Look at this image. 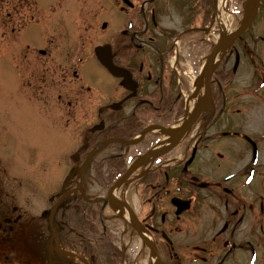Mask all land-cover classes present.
<instances>
[{
  "label": "flooded vegetation",
  "instance_id": "obj_1",
  "mask_svg": "<svg viewBox=\"0 0 264 264\" xmlns=\"http://www.w3.org/2000/svg\"><path fill=\"white\" fill-rule=\"evenodd\" d=\"M130 1L129 6L123 0L101 1L103 13L109 12L101 13L102 40L91 45L86 61L79 58L84 65L79 73L67 63L66 74L74 80L67 99L63 101L60 89L51 96L54 126L60 129L62 124L61 130L69 133L67 162L55 188L36 205L42 207L41 222L30 235L21 184H12L14 175L0 168V264H119L129 252L115 242L125 238L127 246L140 241L136 254H156L158 264L250 261L246 256L251 255L253 231H243L241 224L252 220L246 213L253 182L258 180L264 190V0L248 29L214 68L208 107L175 136L169 133L186 117L191 92L185 53L195 46L189 63L202 62L205 35L218 27L213 0ZM35 3L39 10L41 4ZM10 4L4 0L5 8ZM204 6L212 11L206 14ZM175 14L178 24L169 25L166 20ZM13 19L10 8L4 18L9 32L14 31ZM30 19L41 20L38 15ZM4 32L3 74L10 80L0 91L10 113L13 96L26 91L11 89L13 50L11 34ZM20 32L27 42L30 36L36 38L38 29ZM189 32L196 37L185 42ZM97 46L108 47L122 70L119 76L99 62ZM35 51L45 54L42 48ZM90 60L99 76L85 71ZM42 74L40 63L36 84ZM61 74L65 84L66 74ZM240 76L246 77L245 86ZM34 91L36 97L43 94ZM109 217L116 222L119 218L118 231L108 226ZM206 227L205 239L210 238L200 239ZM256 244L264 250V233Z\"/></svg>",
  "mask_w": 264,
  "mask_h": 264
},
{
  "label": "rangeland",
  "instance_id": "obj_2",
  "mask_svg": "<svg viewBox=\"0 0 264 264\" xmlns=\"http://www.w3.org/2000/svg\"><path fill=\"white\" fill-rule=\"evenodd\" d=\"M56 1L58 0H49L48 2H44L43 0L40 1L41 6L39 7L41 9L39 8L38 10L35 0H25L22 5L20 4V0H10V8L12 9L14 18L12 20V28L14 31L9 32L10 29H4V18L6 16V11L10 8H5L4 0H0V59L2 61L4 59V47L6 48V42L8 41V34L5 33L4 30H7L11 34L9 40L13 50L17 51V53L13 52L10 58V65L15 73L12 78L11 89L13 91L16 87H21V93H24L25 87L26 91L24 96L20 94H15L13 96V101L10 102L12 106L10 113L9 106L5 107V94L0 91V164H3V166L0 165V168L2 166L14 175L13 177L15 179H13L14 183L12 184H21V190L27 202L28 217H30L25 222V224H27V231H30L29 235L34 232L31 230L35 229L34 227L36 226V223L41 222L39 212L42 207L37 209L36 205L45 201L47 194L55 188L59 181L63 164L67 162V146L65 143H68L67 140L69 133L61 130L62 126L61 129H56L55 126H52L55 108L53 106L54 100H52L51 94L54 89L59 87L61 91L58 93L64 101V98L67 96V91L74 86V80L69 73L67 74L69 78L65 77L67 81L63 84V79L60 78V76H57L56 72H54L56 58L58 60L57 64H59L61 68L67 66V63L71 61L70 59H73V57L77 55L76 57H78V59H75L76 61L74 62V65L78 67H76V70L77 73H79L82 69L81 67L84 66L78 61L79 58H82L83 60L85 59L84 61H86V57L92 55L89 52L92 46L99 43V40L95 37H92V39L96 41L90 43L89 35L93 32H90L89 29L91 26L100 28L102 12L101 0H62L61 6L59 4L57 5ZM123 1L125 6H129L126 4L128 0ZM71 2L77 6L76 9L80 10L81 17L82 14L84 15L82 21L79 19V15L72 10ZM247 2L248 1L246 0L226 1L225 10L229 15L230 30L237 28L243 21ZM130 3H132V0ZM209 6H204V10H207L206 14H209L210 11H212ZM49 8H51V10H49ZM57 13H61L65 19L62 22L58 19V22H53L51 25L47 24L49 22L48 19L54 17ZM37 15L41 20H34V23L38 24H36L38 34L36 38H34V41H36L31 42L27 39L26 42L21 38L20 53V45L18 41L23 34V32H20V29L27 27V22L31 23L29 19L31 17H36ZM66 15L68 16L67 18ZM124 16V18H126L129 15L124 14ZM208 17L209 16H207V18ZM169 20H166L169 25H177L179 17L175 14L174 19L170 18ZM41 22L45 24V28L43 27V23L39 26ZM89 23L91 24L89 25ZM68 24L74 25V29L77 32L73 33L72 28ZM85 24H87L88 27L85 26ZM218 27H215V29ZM41 28L42 30L40 31ZM191 34L193 35H189L185 38V42L186 39L189 40L191 37H196V34ZM216 35L217 31L212 30L209 35L205 36L203 45L207 47V49L210 42L212 43L216 40ZM96 37L99 39V34H96ZM37 42H39V45L35 46L37 45ZM37 48H42L45 51V54L36 53L37 51L34 52ZM188 51L190 52L187 57L191 61L189 55L191 52V55L195 53V46L193 48L192 46L187 48V52ZM207 53L208 51H206V54ZM206 54L203 55L202 62L195 60H192V63L188 62V69L185 71H187L189 76V87L191 89H193L194 86H196L195 90L198 89V86L195 85L196 83L199 84V88H203L201 83H199L200 81L197 82V80H199L198 73ZM37 56L40 57L38 61L35 60ZM77 61L79 64H76ZM40 63L42 64L43 74L42 78L37 76L40 80H38L36 84L34 75L36 68L40 67ZM85 71L89 74L93 72L97 74V76L101 73V71L95 67L92 60L86 63ZM191 77L194 79V82ZM240 77V83L244 84L246 77ZM5 80V76H1V81L5 82ZM51 83H53V85ZM84 86L85 84H83V88H85ZM2 88H5V86ZM37 89L43 92L41 97L35 96L34 90L37 91ZM82 93L85 95V91H82ZM82 93L80 94L82 95ZM13 105L15 107H13ZM261 180L263 181L262 184L264 186V177ZM9 183H11V181H9ZM251 196L252 203L247 207V210L250 211H247L246 216L251 217L252 220L241 224L244 228L243 231L246 232L247 227H251V230L253 231L251 237V255L248 252L246 259L250 257L249 264H264V250L256 244L258 235H260L261 232L264 233V212L261 211L264 209V190L260 191L258 180L252 184ZM35 212H37L36 217L34 216L35 218L30 216L35 214ZM109 219L112 223H108V226L113 227L114 231H118L119 218H116L117 222L113 221L110 217ZM261 226H263V230L260 229ZM208 228L209 227H206V229H204L203 236L201 237L200 235V239L206 238L209 232ZM209 238L210 236L205 240H209ZM128 241L129 240L125 238L123 242L122 239H117V242H115L116 245L119 244V248L120 246L122 248H128L129 252V254L123 256L124 259L119 264H150V259L155 258L153 254L148 256L136 254L137 250L134 248L135 246L139 247L140 241H138L135 246L132 244L127 246ZM205 243V246L210 247V241Z\"/></svg>",
  "mask_w": 264,
  "mask_h": 264
},
{
  "label": "bare ground",
  "instance_id": "obj_3",
  "mask_svg": "<svg viewBox=\"0 0 264 264\" xmlns=\"http://www.w3.org/2000/svg\"><path fill=\"white\" fill-rule=\"evenodd\" d=\"M40 1H42V0H36V2H37V4H40ZM44 2L46 1V2H48L47 0H43ZM102 1V0H101ZM226 1L227 0H216V2H217V5H216V10H215V21L219 24V29H218V35H217V39H219V38H224V37H226V35L229 33V31H230V28H229V15L227 14V12H226V10H225V5H226ZM62 3V0H58V1H56V4L58 5H62L61 4ZM255 4V0H249V2L246 4V7H247V9L246 10H248L249 8H251L253 5ZM71 5H72V10L74 11V12H76L78 15H79V19H81V21H82V19H83V17H84V15L82 14V17H81V13H80V10H78V9H76V7L77 6H75L72 2H71ZM101 6H102V9H103V4H102V2H101ZM39 7V6H38ZM49 10H51V8H49ZM58 10V9H57ZM101 13H103V11L101 12ZM104 14H108L109 15V12H107V11H105V13H103V15ZM58 17V18H57ZM68 16L66 15V18H67ZM71 18H72V16H71ZM58 19L60 20V22H62L64 19H65V17L61 14V13H57V15H55L54 17H50V19H48V23L47 24H49V25H51V23L53 24V22H58ZM52 20H54V21H52ZM29 21L31 22V23H29V22H27L28 23V25H27V27L26 28H24V31L25 30H30V31H35V28H37L36 26L38 25L37 23H34V20H32V19H29ZM52 21V22H51ZM42 23L43 22H41L40 24H39V26L40 25H42ZM37 24V25H36ZM44 24V23H43ZM55 24V23H54ZM91 23H89V25H90ZM71 28H72V32L73 33H76L77 31L74 29V25H71V24H68ZM28 26H29V28H28ZM85 26H87V24H85ZM44 28L46 27L45 26V24H44V26H43ZM88 27V26H87ZM42 30V28L40 29V31ZM90 32H93V33H90V43H92V41H96V40H94V39H92V37H95L97 40H99V42L102 40V33H103V31H102V29H101V27L100 28H96V27H90ZM99 34V39L96 37V34ZM33 38H35V37H32V36H30V37H28V39H33ZM72 39V38H71ZM78 40V39H77ZM36 41V40H35ZM67 41H70V40H67ZM19 45H20V53H21V42H22V39H21V37H20V39H19ZM218 42V41H217ZM37 45H35V46H38L39 45V42H37L36 43ZM226 46L227 45H222L217 51H216V53H214L212 56H211V58H210V68L211 69H213L216 65H217V63H218V61H219V59H220V57L225 53V51H226ZM12 50H13V47H12ZM13 52H15V53H17V51L16 50H13ZM36 52V51H35ZM90 53H91V51H89ZM77 55H75V57H76ZM25 57H27V56H25ZM73 57V59H70L71 60V62H72V65H74V62L78 59V57ZM76 59V60H75ZM0 61H2L1 59H0ZM57 62H58V60H57V58H56V66L54 67V72H56V75L57 76H60V75H62L61 74V71L62 72H64L65 74H66V67L68 66H64V67H61L60 68V66H59V64H57ZM76 64H79L78 63V61H77V63ZM4 67H5V65H4V60L2 61V64H1V69H0V88H2L3 86H6V83H7V81L8 80H10V78L9 79H6L5 80V82H2L1 81V76H3L4 74H3V71H4ZM54 72H52V73H54ZM15 75V73L13 72V70H12V78H13V76ZM5 76V75H4ZM66 78H69L68 77V75L66 74V76H65ZM54 82V81H53ZM205 82H206V78L205 77H203V84H205ZM52 85H53V83H51ZM20 85V84H19ZM58 87V86H57ZM21 87H16L14 90H18V89H20ZM59 90V87L58 88H56V89H54L53 90V93L51 94V96L52 95H54L55 94V92L56 91H58ZM68 92V91H67ZM202 99H203V91L202 90H199L197 93H196V95H195V97H193V98H189L188 100H187V102H186V107H185V110H186V117H184L182 120V122H180V124L179 125H177L176 127H172V129H171V131H170V133H169V135L170 136H175L179 131H180V129L182 128V127H186V126H189V124L192 122L191 120H189L188 118L192 115V113L198 108V107H200V105H201V101H202ZM5 104H6V102H5ZM13 107H15L14 105H13ZM61 112V111H60ZM52 126H54V123H52ZM61 126H62V124L60 125V129H61ZM0 165H2L3 166V164H0ZM1 166V169H5L4 167H2ZM130 169V168H129ZM133 168H131L130 169V171L132 170ZM120 212L121 213H123V214H125V215H127L128 217H129V214H127V212H126V210L124 209V208H121L120 209ZM31 231H34V229L33 230H31ZM28 232H30V231H28ZM147 238H149L148 236H146ZM150 264H158V262H157V260L155 259V258H151L150 259Z\"/></svg>",
  "mask_w": 264,
  "mask_h": 264
},
{
  "label": "water",
  "instance_id": "obj_4",
  "mask_svg": "<svg viewBox=\"0 0 264 264\" xmlns=\"http://www.w3.org/2000/svg\"><path fill=\"white\" fill-rule=\"evenodd\" d=\"M258 1L256 2V5H255V9L258 7ZM255 9H253L247 16V19L244 21L242 27L240 29H238L236 32L234 33H231L229 34L228 36L222 38L218 43L217 45L215 46V48L212 50L211 54H213L219 47H221L222 45H227V47H230L231 44L233 43V41L235 40V38L237 36H239L241 33H243L246 28L248 27V25L251 23L253 17H254V14H255ZM211 54L208 56L207 58V61H206V65H205V71L207 72L206 74V92H205V97H204V100L200 106V109L198 110L197 114H199L203 109L204 107L206 106L207 102H208V99H209V91H210V87H209V80H210V67H209V58L211 56ZM96 55L99 57V59L101 60V62H103V64L108 68V70L110 72H112L113 74H119V69L114 67L111 62H107L106 60H104L102 58V55L100 53V49L98 48L96 50ZM197 116V115H196ZM195 116V117H196Z\"/></svg>",
  "mask_w": 264,
  "mask_h": 264
}]
</instances>
